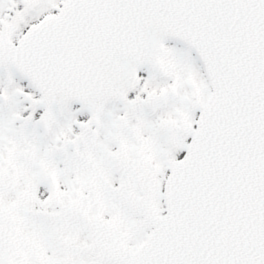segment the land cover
<instances>
[{
	"label": "snow or ice",
	"instance_id": "snow-or-ice-1",
	"mask_svg": "<svg viewBox=\"0 0 264 264\" xmlns=\"http://www.w3.org/2000/svg\"><path fill=\"white\" fill-rule=\"evenodd\" d=\"M0 264H264V0H0Z\"/></svg>",
	"mask_w": 264,
	"mask_h": 264
}]
</instances>
